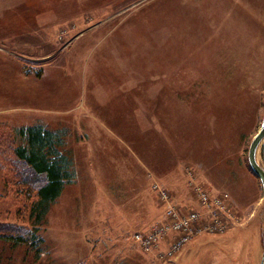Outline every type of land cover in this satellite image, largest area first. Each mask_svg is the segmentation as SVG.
<instances>
[{"label": "rangeland", "instance_id": "rangeland-1", "mask_svg": "<svg viewBox=\"0 0 264 264\" xmlns=\"http://www.w3.org/2000/svg\"><path fill=\"white\" fill-rule=\"evenodd\" d=\"M263 118L264 0H0V264H259ZM29 126L71 163L42 220Z\"/></svg>", "mask_w": 264, "mask_h": 264}, {"label": "trees", "instance_id": "trees-1", "mask_svg": "<svg viewBox=\"0 0 264 264\" xmlns=\"http://www.w3.org/2000/svg\"><path fill=\"white\" fill-rule=\"evenodd\" d=\"M21 134L25 142L15 148L16 164L23 170L25 183L33 186L32 212L42 220L70 178L71 163L59 151L57 145L61 140L53 131L41 126H29L21 129ZM0 236L24 242L29 240L31 233L16 226H4L0 227Z\"/></svg>", "mask_w": 264, "mask_h": 264}, {"label": "built area", "instance_id": "built-area-1", "mask_svg": "<svg viewBox=\"0 0 264 264\" xmlns=\"http://www.w3.org/2000/svg\"><path fill=\"white\" fill-rule=\"evenodd\" d=\"M154 189H156L158 192H160L161 194H163V190L160 189V184L155 182L153 184ZM194 215H192L193 217ZM190 219L189 217L181 220V221H174L176 223H174L172 225L171 228H182L183 231H186L188 227V223H189ZM165 232V230H164ZM192 232L191 229H189L188 233H186L184 236H180L177 238V240H174L173 243L170 245V250L173 251L174 249H179L180 247H182V244L184 243L185 240H187L189 234ZM162 231H159L158 233H153V234H147V235H142L140 233H137L135 235V238L137 239V241L140 242V244L142 245L143 248L145 249H150L151 245L155 242L158 241L161 237H163L162 235Z\"/></svg>", "mask_w": 264, "mask_h": 264}, {"label": "water", "instance_id": "water-1", "mask_svg": "<svg viewBox=\"0 0 264 264\" xmlns=\"http://www.w3.org/2000/svg\"><path fill=\"white\" fill-rule=\"evenodd\" d=\"M264 140V118L258 131L253 136L247 152V161L252 172L258 177L264 192V167L258 161V150ZM259 264H264V248L262 250Z\"/></svg>", "mask_w": 264, "mask_h": 264}]
</instances>
